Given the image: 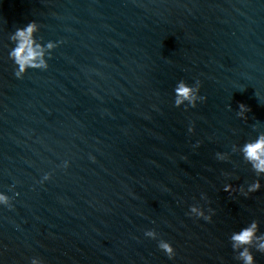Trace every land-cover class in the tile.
<instances>
[{
  "label": "water",
  "instance_id": "obj_1",
  "mask_svg": "<svg viewBox=\"0 0 264 264\" xmlns=\"http://www.w3.org/2000/svg\"><path fill=\"white\" fill-rule=\"evenodd\" d=\"M33 20L62 43L16 79L9 36ZM179 80L206 99L174 107ZM261 134L264 0H0V264H242L230 236L264 235V175L239 148Z\"/></svg>",
  "mask_w": 264,
  "mask_h": 264
},
{
  "label": "clouds",
  "instance_id": "obj_2",
  "mask_svg": "<svg viewBox=\"0 0 264 264\" xmlns=\"http://www.w3.org/2000/svg\"><path fill=\"white\" fill-rule=\"evenodd\" d=\"M40 31V25L35 21H31L22 27H17L13 31L9 39L14 45L8 53V58L12 61L14 66L13 75L16 79H23L28 71L40 70L47 71L49 68L48 61L52 58V52L59 46L62 41H49L44 43L37 39L36 33ZM243 91V89H241ZM200 81L197 80L194 84H189L184 80H179L173 89V104L176 108L184 107L195 108L198 102H203L206 97L200 94ZM258 99L259 95L255 93ZM237 116L241 119H247V113L250 108L243 103L238 105ZM189 132L193 131L189 127ZM243 159L251 165L252 170L257 176L264 175V134L259 135L255 140L245 142L239 148ZM216 158L220 161L228 159L226 153H216ZM94 160V157H90ZM68 161H64L62 167L67 168ZM51 178L50 174H45L40 183H43ZM261 184L259 179L250 184L247 191H242V194L247 196L249 193L260 190ZM224 191H231V186L226 185ZM13 197L9 196L7 192L0 191V207L11 208ZM211 212V209L209 210ZM188 215L194 216L198 219L210 221L211 216L206 215L204 210L192 206L189 208ZM259 224L252 221L247 227L240 229L238 232H233L230 236V242L233 251H238V258L242 264H256L255 256L252 254L251 247H255L257 252L264 253V235H258ZM145 237L156 240L158 249L163 252L170 260L175 257V249L173 245L163 239L159 238L158 233L152 230L144 232ZM30 264H43L42 260L33 257Z\"/></svg>",
  "mask_w": 264,
  "mask_h": 264
}]
</instances>
